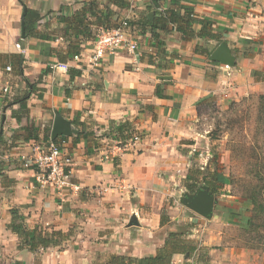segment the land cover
<instances>
[{"label": "crops", "instance_id": "1", "mask_svg": "<svg viewBox=\"0 0 264 264\" xmlns=\"http://www.w3.org/2000/svg\"><path fill=\"white\" fill-rule=\"evenodd\" d=\"M21 1L41 20L36 26L39 37L22 39L23 6L19 0H0V55L25 59L24 77L11 66L2 69L6 62L0 59V264L142 259L156 256L171 233L183 234L197 245L190 257L175 255L173 264H264V251L235 246L228 229L238 227L233 221L235 206L225 205L229 209L220 217L215 207L212 220L197 228L192 222L202 217L180 203L190 167L200 154L201 107L264 95V0H158L159 7L152 0ZM91 2L98 7L94 15H86L84 26L74 28L63 21ZM167 10L180 17L191 14L193 38L171 25L168 31H157L160 39L155 40L151 31L140 27L146 18ZM124 19L134 27L135 54L120 50L93 67L86 59L81 64L72 58L61 62L59 56L64 58L71 43L81 42L83 53L92 49L94 40H85L80 31L96 36ZM202 21L222 36L236 57L235 67L209 60L221 43L199 37ZM197 47L210 56L196 52ZM61 63H69L68 72L55 68ZM26 80L37 90L28 101L29 119L18 122L12 113L20 106L9 103L26 89ZM57 115L73 132L57 138V143L73 159L72 182L80 187L78 192L41 187L36 172L23 168L36 148L53 141ZM79 123L94 136H80ZM127 123L129 131L142 135V142L115 161H103L97 151L99 135ZM26 127H34L37 139L27 140ZM12 210L29 229L60 231L66 238L61 246L37 253L19 249V236L8 228ZM181 224L192 226L190 233L181 231Z\"/></svg>", "mask_w": 264, "mask_h": 264}, {"label": "rangeland", "instance_id": "2", "mask_svg": "<svg viewBox=\"0 0 264 264\" xmlns=\"http://www.w3.org/2000/svg\"><path fill=\"white\" fill-rule=\"evenodd\" d=\"M260 96H250L226 106L207 102L201 107L198 129L203 138L197 149L206 159L196 155L189 175H195L200 186L209 184V190L217 199L218 217L229 209L225 205L235 206L233 221L238 227L228 228L232 229L229 233L235 238V246L239 249L251 246L264 251V101H260ZM102 150L101 145L97 151L101 153ZM184 192L190 193L187 187ZM254 194L258 197V206L252 203ZM211 220L202 217L200 222H192V225L198 228ZM250 221L254 226L248 229ZM180 226L181 231L190 233L192 226ZM192 241L197 247L195 240Z\"/></svg>", "mask_w": 264, "mask_h": 264}, {"label": "trees", "instance_id": "3", "mask_svg": "<svg viewBox=\"0 0 264 264\" xmlns=\"http://www.w3.org/2000/svg\"><path fill=\"white\" fill-rule=\"evenodd\" d=\"M118 1V0H117ZM121 1V0H120ZM24 9H26L27 14L25 18L26 23V38H36L39 37L38 32L36 31L37 23L41 20V15L34 10L27 8L24 3L19 0ZM122 2V1H121ZM125 5V4H124ZM98 7L96 2H91L89 5H86L74 15L73 18H65L64 22L68 23L71 27L76 28V25L84 26L86 21V15L89 14L94 15V8ZM76 18V19H75ZM131 29H133V24L130 23ZM173 26L176 28L178 32L183 34L185 37L193 38L195 34L194 31V19L191 17V14H186L184 17H180L175 15L172 11L167 10L164 13H161L159 17L155 16L152 20L145 19V22L140 25L142 29L149 30L153 33V38L155 40H159V36L157 35V31H168L169 26ZM202 29L199 32L200 38H206L208 40H215L219 43L223 42V38L220 35H217L212 32V25L205 24L203 21L201 23ZM118 26V25H117ZM116 26V27H117ZM115 28V27H114ZM80 34L84 35L85 40H94L95 36L92 35L90 31H80ZM160 44V43H159ZM161 46H163L161 44ZM198 53L206 54V56H210L209 52H203L199 47L195 50ZM82 52L81 42L79 44L71 43L67 48L64 58L60 57L61 62H67L69 59L74 56L80 54ZM5 59L4 66L2 69H6L8 66H11L13 72L17 76L24 77L23 65L25 59L21 55H0V59ZM256 75V73H255ZM26 82V89L22 92H18L16 98L9 103V106L19 105V110H13V118L17 119L18 122H21L22 119H29L30 110L28 108V101L31 95L37 90L36 85H32L29 81ZM260 101H264V96H260ZM78 126L82 127V131L80 136H84L87 138L88 136H94V133H87L85 129L84 123H79ZM130 130V124L119 125L113 128L111 131H108L104 134L99 135V139H110L115 137L117 139L126 138V133ZM25 132L27 133V140L30 138L37 139L38 133L34 127H26ZM46 137L49 138V134H46ZM1 138V136H0ZM26 139V138H25ZM58 140L56 139L55 142ZM193 176H188L186 179V187L190 191V193H195L196 190L200 187V182L198 178ZM207 180V179H205ZM216 180H221L219 177H216ZM206 185H209L206 183ZM251 200L253 205L258 206V197L256 194L251 196ZM12 223L8 227L14 234L18 235L20 238L19 249H28L32 253H37L40 250H46L51 247H59L61 246V241L66 238V234L60 231L53 232H45L41 230L39 227H35L33 229H29L25 226V221L22 219V216L17 210H12ZM236 218V217H235ZM238 219V218H237ZM166 223V217L163 214L162 216V224ZM252 222H248V229L252 228ZM249 232V231H248ZM196 251V246L192 241H188L184 239L183 234L179 233H171L167 239L165 240L164 246L159 249L156 256L146 257L142 259L137 258H128L121 256H112L106 264H173V259L175 255L192 256Z\"/></svg>", "mask_w": 264, "mask_h": 264}, {"label": "built area", "instance_id": "4", "mask_svg": "<svg viewBox=\"0 0 264 264\" xmlns=\"http://www.w3.org/2000/svg\"><path fill=\"white\" fill-rule=\"evenodd\" d=\"M91 46L90 52H82L74 56L72 61L81 64L83 59H86L89 65L93 67L100 65L107 57L115 56L120 50H126L132 54H135L138 50V44L131 35L128 19H124L113 29L100 30ZM55 68L68 72L70 65L69 63H61ZM7 70L10 72L11 68L9 67ZM5 92H8V89H5ZM142 138L140 133L128 131L124 139L115 137L101 139L100 143L103 148L100 153L101 159L103 161L119 159V157L139 145ZM194 152H197V150ZM198 156L206 158L203 153ZM73 166L74 162L71 156L66 154L55 141L39 146L36 148V153L23 162L24 169L36 172L37 184L41 187L52 186L61 193L67 189L75 192L80 191V187L72 182Z\"/></svg>", "mask_w": 264, "mask_h": 264}, {"label": "water", "instance_id": "5", "mask_svg": "<svg viewBox=\"0 0 264 264\" xmlns=\"http://www.w3.org/2000/svg\"><path fill=\"white\" fill-rule=\"evenodd\" d=\"M156 7H159L158 0H152ZM27 11L23 10L21 18V31L22 39H26V18ZM209 60L213 63H219L227 67H235L236 57L233 55L232 50L229 46L223 42L216 50L211 54ZM163 81H168L169 77H163ZM70 124L57 115L55 124L52 131V140H56L60 136H71ZM181 205L198 214L204 219L210 220L214 216L215 206L217 199L213 193L209 190L207 185L200 186L195 193H184L180 199Z\"/></svg>", "mask_w": 264, "mask_h": 264}]
</instances>
